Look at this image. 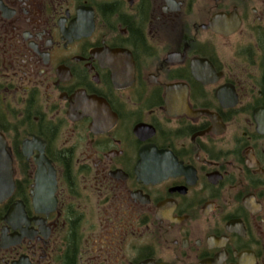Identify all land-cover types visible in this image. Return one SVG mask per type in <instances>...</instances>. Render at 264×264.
I'll return each mask as SVG.
<instances>
[{"label": "flooded vegetation", "instance_id": "1", "mask_svg": "<svg viewBox=\"0 0 264 264\" xmlns=\"http://www.w3.org/2000/svg\"><path fill=\"white\" fill-rule=\"evenodd\" d=\"M0 264H264V0H0Z\"/></svg>", "mask_w": 264, "mask_h": 264}, {"label": "water", "instance_id": "2", "mask_svg": "<svg viewBox=\"0 0 264 264\" xmlns=\"http://www.w3.org/2000/svg\"><path fill=\"white\" fill-rule=\"evenodd\" d=\"M11 159L5 150L4 141L0 140V202L14 189Z\"/></svg>", "mask_w": 264, "mask_h": 264}]
</instances>
